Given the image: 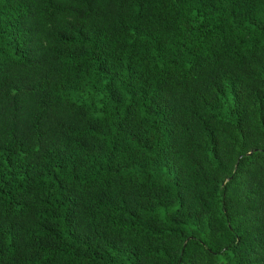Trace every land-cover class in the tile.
Segmentation results:
<instances>
[{
    "label": "trees",
    "instance_id": "16d2710c",
    "mask_svg": "<svg viewBox=\"0 0 264 264\" xmlns=\"http://www.w3.org/2000/svg\"><path fill=\"white\" fill-rule=\"evenodd\" d=\"M0 264H264V0H0Z\"/></svg>",
    "mask_w": 264,
    "mask_h": 264
}]
</instances>
